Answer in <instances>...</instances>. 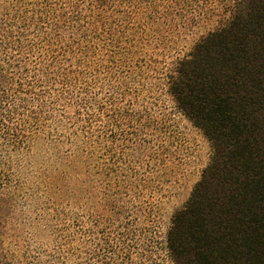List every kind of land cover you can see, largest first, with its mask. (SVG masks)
Returning a JSON list of instances; mask_svg holds the SVG:
<instances>
[{
  "label": "trees",
  "instance_id": "16d2710c",
  "mask_svg": "<svg viewBox=\"0 0 264 264\" xmlns=\"http://www.w3.org/2000/svg\"><path fill=\"white\" fill-rule=\"evenodd\" d=\"M118 2L106 9L111 19L101 26L90 0L75 7L0 0V70L6 63L13 73V87L0 89V264H264V0H176L171 19L158 4L160 30L145 27L142 35L123 23L127 18L138 27L139 10ZM68 13L65 24L56 18ZM182 17L184 29L173 25ZM119 30L136 41L129 44L136 54L123 61L107 39ZM86 49L90 55L78 63ZM197 49L199 60L178 95L175 69L192 64ZM50 50L60 56L63 72L48 63ZM110 69L132 91L105 99L109 84L117 86L104 74ZM154 75L158 81L145 78ZM93 92L105 106L110 100L127 110L113 111L122 125L113 122L107 136H96L94 122L84 123L98 111L88 106ZM133 110L138 119H129ZM180 117L208 141L211 153L187 198L157 232L147 204L160 191L146 201L140 181L162 172L161 148L169 152L175 137L169 126L176 132ZM160 121L167 139L158 132ZM115 132L126 141L124 166L114 153L97 156ZM17 188L29 238L12 247L5 225Z\"/></svg>",
  "mask_w": 264,
  "mask_h": 264
},
{
  "label": "snow or ice",
  "instance_id": "6c2138e0",
  "mask_svg": "<svg viewBox=\"0 0 264 264\" xmlns=\"http://www.w3.org/2000/svg\"><path fill=\"white\" fill-rule=\"evenodd\" d=\"M82 0H46L48 7H56L60 4H68L72 7H75L77 4L81 3ZM91 3H93L95 8V20L98 21L101 26L104 25L106 19H111V17L106 13V9L111 7L113 3H116L117 7L120 6L118 0H104V2H100V0H90ZM176 0H167L166 3H161V0H124L125 6H130L134 9H138L141 17L137 18V25L138 27H132L131 24L128 23L127 18L123 21L125 25H127L132 32L136 33L137 35H142L141 32L142 29L145 27L149 29H155L156 31L160 30L162 21H163V15L160 12L156 11L157 5L159 4L160 7L165 9V14L168 15L169 19L172 18L173 15H175L174 10L171 8V5L175 3ZM61 13H64L66 11L65 7H60ZM71 17V13H68L67 16H58L57 19L60 20L62 24H65L69 18ZM173 25H178L180 28H185V22L184 18L182 17L180 20H173ZM163 27L165 29H170L169 25L163 24ZM190 28V25L188 26ZM55 35V33H54ZM98 39L101 41H104V36H98ZM107 39L111 42L112 48L115 49L114 55L117 59L123 61L130 55H135L136 53L134 51H130L129 44L136 43V41H133L132 36L128 35L123 30H119L113 33H107ZM25 43L28 44V41L25 40ZM211 44V42H209ZM29 47L31 45L29 44ZM54 47H59V45H54ZM50 59L48 63L56 62L57 66L60 67V65L63 63L60 56L55 52L51 51L49 52ZM90 55L89 50H84L80 57H77L78 63L84 59V57H87ZM196 60L193 61L192 64L188 65H180L176 71H179L181 73V78L179 81H177L176 90L177 94L179 95L180 90V83L181 81L186 78L189 71H192L194 68L193 66H196V62L199 60V50L194 53ZM162 64V62H160ZM93 67H96V65H93ZM163 67V64H162ZM60 71L63 72L64 68L60 67ZM88 71L91 73L92 69L89 68ZM153 72H156L157 70L155 68L152 69ZM13 73L11 70H9L8 65L5 63L3 66V70H0V89H7L13 87V82L9 79V76H11ZM105 75L110 76L113 80L116 81L117 86L113 87L111 84H109V87L111 88V92L104 94L105 99H107L108 95L115 96L117 93L120 94H127V92L132 91V88L129 86V84L126 81H121L120 79H117V76L113 74V71L110 69L106 72H104ZM146 79H152L154 81H158V76H145ZM19 82V81H18ZM40 95H44L43 92L40 93ZM92 105H95V107L98 109L95 115H92L91 113H88V120H86L84 123H95L96 126V136H107L108 135V128L113 127V122H115V126L120 127L122 125V118L119 116H114L113 111L116 110V108H120V111L122 113H126L127 110L123 109L120 105H116L113 107L112 102L109 100L108 105L105 106L103 100H99L96 98V93L93 92L91 95L90 100L88 101V106L91 107ZM101 114H103L101 116ZM36 115H39V113H36ZM139 115H141L140 112L133 110L131 116H129V119L136 118L138 119ZM103 117H106L104 119ZM147 119V118H146ZM151 124L155 127L157 124V121L155 117L152 118ZM147 126V124L145 125ZM158 132L163 133L165 139L168 137L167 131H165V125L163 121H160V127L158 128ZM95 139V137H93ZM115 141V143H113ZM110 144V147L105 149L103 146H101V152L107 151L109 154H111L112 149L116 148L117 145H120V148L117 149L118 152H122L126 141L124 137L120 136L119 132H115V134L112 136V138L108 141ZM140 143L142 144L143 141L141 140ZM168 143L175 145V140H168ZM142 151V149H140ZM161 152L167 154L168 157V163L167 165L164 164V156L161 155L158 163L160 164L161 168L163 169L162 172H159L155 175L153 179L150 180H141V185L147 190L148 196L145 197L146 201H149L150 197L152 196L153 191L159 192L160 186L162 184H166L168 182L169 177L174 178L177 173L181 177L187 178V172H190V168L187 163H185L183 160L180 159V156L178 154V150L168 152L167 149L161 148ZM129 160H132L133 158L131 156L128 157ZM106 170L110 171L112 170V165H106ZM167 173V175H165ZM121 180H124V177H120ZM127 183V181H125ZM202 186L201 184H199ZM175 188V191L173 192V195L176 197L177 200H182L184 198V191H183V185H173ZM196 198V197H195ZM194 198V203H195ZM193 204H189L187 206H193ZM147 207L151 210H154V214L156 217L155 221H151V223L155 224L157 228L160 227V224L164 223V217H166L169 214L168 208L166 205L162 204L159 199H156L155 201L149 202L147 204ZM145 216H148L149 213H145ZM143 218V217H142ZM180 227L179 223L177 222V225L175 228L172 229L173 232H175Z\"/></svg>",
  "mask_w": 264,
  "mask_h": 264
},
{
  "label": "rangeland",
  "instance_id": "374dc122",
  "mask_svg": "<svg viewBox=\"0 0 264 264\" xmlns=\"http://www.w3.org/2000/svg\"><path fill=\"white\" fill-rule=\"evenodd\" d=\"M188 50V46H185L181 53L186 52ZM179 125L178 128L175 129L176 132H174V128L169 126V133L170 136L175 137L171 138L170 140H175L176 144H169L168 150L169 152L178 150V154L180 156V159L183 160L185 163L188 164L190 168V172H187V178L181 177L179 173L175 175L174 178L169 177L168 182L166 184H162L160 187V192L158 195L159 201L166 205L169 211V214L164 217V223L160 224V227L157 228V232L164 231L170 215L172 211L179 207L182 202L187 198L192 185L194 182L199 178L200 172L202 168L207 164L209 157H210V145L208 141L201 135V133L194 128L186 119L180 117L179 118ZM176 133V134H175ZM120 148V145H117L116 148H113L111 153H114V157H120V154L123 153L125 150L123 149L122 152H118L117 149ZM101 150H97V156L99 158V155L101 154ZM127 154L132 155L133 153L130 151H126ZM95 155V154H94ZM93 155V156H94ZM162 155L165 158V153H162ZM96 158V155H95ZM102 159H105V156L102 155ZM125 154L122 155L120 158H117L118 165L124 166L126 165V159ZM99 160V159H98ZM166 165L168 163V157L165 161ZM160 168V167H159ZM163 171V169H161ZM159 173V171H158ZM167 175V173H165ZM173 185H183V191H184V198L182 200H177L176 197L173 195V192L175 191V188ZM23 200L21 196V189L17 188V192L14 193L13 201L16 208L14 211H12L11 216L7 220V223L5 225V238L7 245H10L14 247L15 245L25 246L28 243V238L23 233V230L27 228V226H24L20 213L18 210V203H21ZM155 225V224H154ZM86 227V226H85Z\"/></svg>",
  "mask_w": 264,
  "mask_h": 264
}]
</instances>
